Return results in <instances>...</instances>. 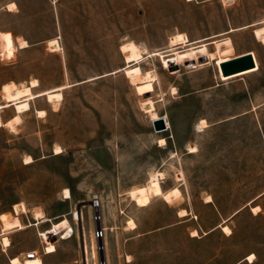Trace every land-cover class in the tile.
<instances>
[{"label":"rangeland","instance_id":"374dc122","mask_svg":"<svg viewBox=\"0 0 264 264\" xmlns=\"http://www.w3.org/2000/svg\"><path fill=\"white\" fill-rule=\"evenodd\" d=\"M17 1L0 10V103L33 79L34 93L65 87L31 99L14 128L15 105L0 109V264L32 251L42 264H264V0ZM130 42L155 75L148 94L124 71ZM249 51L255 67L222 73ZM155 171L181 193L140 205L130 191ZM6 215L23 227L3 231Z\"/></svg>","mask_w":264,"mask_h":264},{"label":"bare ground","instance_id":"6f19581e","mask_svg":"<svg viewBox=\"0 0 264 264\" xmlns=\"http://www.w3.org/2000/svg\"><path fill=\"white\" fill-rule=\"evenodd\" d=\"M15 6L14 3L9 4V8H13ZM233 30V28H231ZM255 33L259 38L264 39V26L258 27L255 29ZM173 44H181L185 45V37L182 33H178L173 36L172 38ZM29 43L27 40L21 41V46L25 47L28 46ZM49 46L52 50H58L60 48V42L58 38H53L49 40ZM180 46V45H178ZM122 48L124 50H129L127 56H126V62L127 66L124 68V71L127 76L131 77L133 80L138 79L139 81L136 83L138 92L144 94L146 92H150L153 90V80L155 78V75L151 71H144L142 72L140 63L141 53L139 52L136 44L134 43H127L122 45ZM175 48V47H174ZM152 54H157L158 52H151ZM136 81V80H135ZM39 85V81L37 79H33L30 83V85L22 86V87H16L14 89H11L9 86L4 93V97L6 99L5 103H0V109L8 106L10 104L15 105L16 114L5 124L9 125L11 128H14L15 122L19 121L21 118V113L29 110L31 108L30 100L33 99L36 96L45 94L50 102H57L63 97V93L61 92L62 89L65 87V85L59 86L56 89L51 90H44L38 93H34L32 88ZM148 94V93H146ZM40 114H44L46 111L44 109L38 110ZM160 116L155 112H151V118L152 121L156 118H159ZM166 119L167 124V130L170 127L168 119ZM3 124L2 116L0 113V126ZM156 132H163L162 130H156ZM159 142L161 145H164L166 143V138L164 136L160 137ZM196 150L195 146H191V151ZM61 151V148H57V153ZM32 157L27 158V162H31ZM182 175V174H181ZM165 173L162 171H155L151 174V177L149 179V182L146 185L139 186L136 188H133L130 191V194L133 199L137 201L140 205H145L146 201H144L143 198H146L148 195H163V197L166 200L171 201L172 199L176 198L180 193L181 190L178 186H175L171 188L168 191H164L161 185V179L165 178ZM179 177V176H178ZM66 197L70 196V190L68 188L65 189ZM256 208V207H254ZM77 218L80 219L82 217L81 212H77ZM187 211L186 209H181L179 211V215L183 216L186 215ZM6 219L4 220L3 225V231L14 228V227H23V224L20 220V216L14 215L12 218H9L7 215L5 216ZM64 225H66V221L63 222ZM129 224L131 225V228H136V223L133 219L129 221ZM58 226H52L44 231H42V236L45 240H48L50 237L54 236L58 232ZM224 230H230L227 225L223 226ZM194 232L197 233L195 230ZM3 244L4 246L10 245V240L7 236L3 237ZM56 250V246L54 243H49L46 246V252L50 253ZM255 258V254L251 253L248 256V260L253 262ZM42 258H40L37 255V252L32 251L31 257L27 255V257L24 260H21L18 256H12L10 258V264H42Z\"/></svg>","mask_w":264,"mask_h":264},{"label":"water","instance_id":"95a60500","mask_svg":"<svg viewBox=\"0 0 264 264\" xmlns=\"http://www.w3.org/2000/svg\"><path fill=\"white\" fill-rule=\"evenodd\" d=\"M256 66L254 54L249 51L243 54L237 55L229 60L221 63L222 73L225 76L236 74L238 72L248 70ZM153 126L155 130H166L167 124L166 119L163 116L153 120ZM32 253L29 254L31 257Z\"/></svg>","mask_w":264,"mask_h":264},{"label":"crops","instance_id":"0c3cea01","mask_svg":"<svg viewBox=\"0 0 264 264\" xmlns=\"http://www.w3.org/2000/svg\"><path fill=\"white\" fill-rule=\"evenodd\" d=\"M14 3V8H9V4ZM18 1L17 0H0V10L6 9L8 11H15V9H18Z\"/></svg>","mask_w":264,"mask_h":264},{"label":"built area","instance_id":"2783aa9c","mask_svg":"<svg viewBox=\"0 0 264 264\" xmlns=\"http://www.w3.org/2000/svg\"><path fill=\"white\" fill-rule=\"evenodd\" d=\"M93 203H94V206L97 208L98 207V205L100 204L99 203V198L97 197V196H94V198H93ZM103 234V231L102 230H100V231H98V236H100V235H102Z\"/></svg>","mask_w":264,"mask_h":264}]
</instances>
